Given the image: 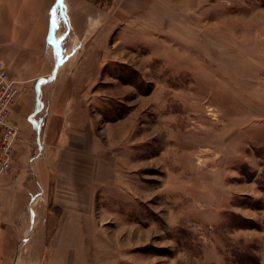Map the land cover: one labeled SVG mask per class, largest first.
Here are the masks:
<instances>
[{"label": "rangeland", "instance_id": "374dc122", "mask_svg": "<svg viewBox=\"0 0 264 264\" xmlns=\"http://www.w3.org/2000/svg\"><path fill=\"white\" fill-rule=\"evenodd\" d=\"M0 61L18 82L0 264H264V0H0ZM55 63L56 119L75 91L116 173L90 187L93 231L54 198L79 196L52 185L78 163L38 159Z\"/></svg>", "mask_w": 264, "mask_h": 264}, {"label": "crops", "instance_id": "0c3cea01", "mask_svg": "<svg viewBox=\"0 0 264 264\" xmlns=\"http://www.w3.org/2000/svg\"><path fill=\"white\" fill-rule=\"evenodd\" d=\"M140 1V0H138ZM90 33H77L75 32V36L79 41H82L85 39L86 41L92 40L93 36H89ZM84 35V37H83ZM49 41L47 40V45ZM51 52L55 53V46H51ZM82 49V48H81ZM80 53V52H79ZM56 63L59 60L58 54H54ZM53 57V56H52ZM58 57V58H57ZM55 63V70L53 71V74H55V81L48 85L44 91H46L47 88L53 87L52 89V96H47V101H44V103L41 104V109L38 111V113L35 115L37 122L36 126L38 127V134L39 137H43V134L46 137H51L52 142L51 143H45L43 142V139L40 140L38 143L39 148V158L40 160L43 159L46 148H57V164L53 167L57 170V168L61 169L60 163H63L66 165L68 162V156L70 155V158L73 159L74 162L78 163V168L80 170V177H76L74 175H70V178H63L57 173H54V179H53V186H59V185H72L74 190H76L77 194L79 195L76 199L72 198H64V197H56L55 199H65L67 201L73 202L72 204L75 205V207L70 206L74 212L75 215L79 217V223L75 227L76 229H81L83 226L86 228L91 227V231L93 229H96V223L92 221L91 219H88L89 214L91 213V208L89 206V200H91L92 191H91V185L92 184H100L106 193L108 185L114 183V179L116 177V173H113V176L110 173V166H105L103 162H108L109 164V153L106 149V144H103L102 141L96 140L94 136H92L91 132V123L90 119L86 121V123L83 124H77L76 120L79 119V122L81 120V123L85 118L82 117L84 114L82 112V106H76V101L72 100L71 97L76 96L75 91H69L68 96H70L69 101H65V103L62 106L60 116L58 120L61 122V128L58 129L57 132H54L50 129H48V121H53L56 119V115L53 113L54 109L56 108L55 102L58 100V102L64 98V93L59 91V86H57L59 83L55 84L57 82V77L59 73L58 65ZM7 69V68H6ZM81 72V71H79ZM77 76V73L74 72L72 78H74V81L72 82L73 85H76L75 80ZM40 79H44V77H40ZM14 80V79H13ZM46 80V79H44ZM16 81V80H15ZM59 82V81H58ZM41 83V82H40ZM40 85V84H39ZM38 85V86H39ZM36 88V84H35ZM39 88V87H38ZM53 101V103H52ZM67 105V106H66ZM57 120V121H58ZM106 133V132H105ZM105 151V152H104ZM72 164V162H71ZM41 168L43 167L45 169V165L42 162ZM105 166V167H104ZM109 168V169H108ZM93 170V174L92 171ZM39 173V174H38ZM38 177H41L43 180L42 186L47 184V182H44V174L43 171L37 172ZM56 175V176H55ZM113 177V178H112ZM112 178V180H111ZM41 187V184H39ZM67 187V186H65ZM72 189V188H71ZM39 193L32 194L30 196V199L33 200L36 196H38ZM57 194V193H56ZM40 196H38L39 198ZM36 202V201H35ZM68 207V204L67 206ZM86 218L85 222L82 220ZM73 228V229H75ZM90 229H86L88 232Z\"/></svg>", "mask_w": 264, "mask_h": 264}, {"label": "built area", "instance_id": "2783aa9c", "mask_svg": "<svg viewBox=\"0 0 264 264\" xmlns=\"http://www.w3.org/2000/svg\"><path fill=\"white\" fill-rule=\"evenodd\" d=\"M17 93L18 82L11 79L5 65L0 61V179L11 167L18 135V128L9 121Z\"/></svg>", "mask_w": 264, "mask_h": 264}]
</instances>
